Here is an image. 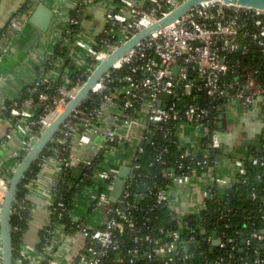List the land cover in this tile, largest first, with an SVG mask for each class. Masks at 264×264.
Instances as JSON below:
<instances>
[{"label":"built area","instance_id":"2783aa9c","mask_svg":"<svg viewBox=\"0 0 264 264\" xmlns=\"http://www.w3.org/2000/svg\"><path fill=\"white\" fill-rule=\"evenodd\" d=\"M97 1L79 0L75 7L77 15H80L86 6ZM184 1L146 0L142 5H135L131 0H121L118 8L107 13V23L113 27H106L103 31L112 36L117 34L113 42L106 43L102 37L98 43L92 45L77 38L73 47H82L87 53V59L75 84L65 81L57 87L56 94H52L46 91L50 85H46L45 90L41 91L42 80L49 81L48 78H41L28 88L29 94L24 99H17L9 105L8 108L15 117L14 127L21 134L23 146L15 154L11 166L3 169H11V174L13 173L22 157L84 85L86 80L82 82V79L85 75L88 78L115 49L137 32L159 21ZM15 20L16 17L11 21L12 28ZM68 22L66 30L71 24L78 23V20L70 17ZM246 38L253 43H245ZM252 45L258 47L260 57L264 59V9L213 0L195 5L179 19L153 32L127 51L94 85L87 97L97 95L98 105H83L86 98L70 115L48 145L50 153L42 156L38 176L26 184L29 189H33L50 165L55 166L58 176L80 168L82 174L77 180H82L84 175H89L85 170L92 167V160L67 153L74 142L80 145L96 144L99 151L105 152L108 160L106 165H110L96 169L92 176L93 181L86 189L89 190V209L103 213L105 218L96 225H91L84 217H74L71 211L70 228L62 221L51 222L46 228L47 235L43 245L38 247L24 241L13 264H119L120 258L112 260L110 256L129 246L128 240L123 236L131 232L130 229L133 230L137 224L132 215L137 203L131 200L133 194L127 189L133 176L132 165L123 195L116 202L110 199L122 166L117 165L120 164L123 153L121 147L115 146L114 143L140 142L146 139L152 131L150 124L163 129L165 137H169L173 126L177 128L178 135L184 127H191L195 135L198 134L201 138L209 137L211 147L221 148L222 143L217 133H211V124L219 118L213 115L208 106L195 103L197 97L193 96L191 103L184 98L191 96L195 91H203L206 97L212 100L234 101L245 110L259 104L264 110V82L258 68L250 69L244 79H225L228 74L237 73V69L241 67L240 60L233 61L231 58L236 52L246 54ZM55 65L59 66V63ZM177 66H180L178 70ZM123 69L127 70L124 75L119 78L114 75L116 71ZM116 81L121 83L120 88H113L112 84ZM162 93L170 94L171 98H161ZM43 101L46 103L44 114L37 117L36 113ZM51 117L54 119L50 122ZM94 135H101L103 140L95 142ZM199 150L200 148L187 147L184 156L195 157ZM234 162L238 173L246 175L244 159L236 158ZM200 163L201 161L198 162ZM214 163H217V158ZM259 163L258 159H254V164ZM261 164L264 165V162ZM188 169L189 174L165 169L164 176L169 178L168 187L156 191L150 189L149 192L154 194L158 203L169 207L179 216L182 214L174 207L171 188L202 179L196 168L188 166ZM10 177L8 178L4 171L0 173V208L1 197L7 191ZM232 183L230 179L212 174L204 192L205 197L211 195L212 187L227 189ZM74 184L79 185L78 182ZM86 189L83 192L87 191ZM53 204L54 199L49 206ZM205 204L204 202L201 209L205 208ZM67 211V205L61 201L52 213L58 219H63ZM177 225L176 229L161 228L160 232L165 234L164 238L139 233L132 240L137 244L141 241L152 242L150 249L145 251L147 258L155 263L160 261L170 264L177 260L182 242L181 228L186 223L178 217ZM258 238L264 239V233L259 234ZM78 239L85 242L77 249ZM219 240L224 246L225 242ZM129 251L138 253L139 248L135 247Z\"/></svg>","mask_w":264,"mask_h":264},{"label":"trees","instance_id":"16d2710c","mask_svg":"<svg viewBox=\"0 0 264 264\" xmlns=\"http://www.w3.org/2000/svg\"><path fill=\"white\" fill-rule=\"evenodd\" d=\"M31 3V0L28 1L21 8L20 13L27 12L31 8ZM84 12L85 8L80 15H77L75 10L71 13V18L78 20V23L71 24L69 29L64 32L63 38L59 41L56 49L49 54L45 64V68H51L56 60L62 59L64 64L73 69L72 84L76 83L80 72L76 69L77 66L69 52L73 43L80 36V20ZM106 27L111 29L113 26L106 21ZM102 37L105 38L106 43H111L117 38V34L112 36V34L101 32L96 36L94 43H98ZM245 43L253 42L246 38ZM231 59L233 61L240 60L241 67L237 69V73L228 74L225 78L227 81L238 77L244 79L250 69L258 68L260 77L264 82V59L260 57L256 45H252L246 54L236 52ZM126 72L127 70L123 69L116 71L114 75L119 78ZM85 80H87L86 75L82 82ZM63 82L60 77L55 81L49 79L45 82L42 80L41 91L45 90L46 85H50L46 91L56 94L57 87ZM112 86L113 88H120L122 85L116 81ZM28 88L21 91L19 101L29 94ZM193 96L197 97L195 103L208 106L213 115L218 118L227 101L225 99L212 100L206 97L203 91H195L184 100L191 103ZM98 103L97 95L92 94L83 102V105L92 107ZM45 105L44 101L40 103V108L36 113L37 117L44 114ZM218 121L211 124V133H216ZM13 124L15 126V120H13ZM149 126L152 127V131L148 133L146 139L140 142L114 143L115 146H120L123 152L122 161L117 166L120 167L126 163L133 166V176L128 182L127 189L133 194L131 200L137 203V208L132 211L137 224L133 230L130 229L131 232L123 236L124 239L128 240L129 246L119 252L112 253L111 259L120 258L119 264H164L160 261L157 263L150 261L145 255V251L153 245L152 242L141 241L137 244L132 239L139 233L151 234L155 238H164L165 234L161 233L160 229L178 228L177 221L180 217L186 225L181 228L182 242L177 260L170 264H264V239L258 238L259 234L264 233V165L261 164L264 162V144L260 149L250 148L249 155L243 158L247 169L246 175L238 173L232 185L227 189L218 186L212 187L211 195L205 197V208L200 209V212L179 216L169 207L158 203L154 194L149 193L151 192L150 189L156 191L168 187L169 178L164 176L165 169H175L180 173L189 174V166L196 168L203 177L215 165L214 160L217 156L222 155L223 152L221 148L211 147L209 137L204 136L202 137L203 144L197 155L195 157L184 156L187 146L182 144L175 126H173L169 137L164 136L163 129L150 124ZM48 153L50 152L47 148L23 178L13 203L11 231L14 258L20 252V247L25 241L32 219L33 204L27 197L29 188L26 184L38 176L41 170L42 156ZM73 154H76L75 142L72 143V148L67 153V155ZM89 159L92 160V167L85 170L89 175H84L82 180L73 177V170L58 176L53 190L54 204L49 206L50 219L42 230L41 243L37 245L38 247L43 245L47 235L46 228L51 222L62 221L67 223L69 228L72 226L70 212L74 208L75 197L82 193L88 184H91L96 169L106 168L110 165H106L108 160H106L105 152L99 150ZM254 159H258L260 163L254 164ZM200 161L201 163L198 164ZM134 165H138V167H134ZM11 175L10 173L7 177L9 178ZM75 182H78L79 185L75 186ZM61 201L67 205L69 211L65 213L63 219H58L52 211ZM213 232L216 233L217 239L225 242L224 246L213 244ZM135 247L139 248L138 253L129 251Z\"/></svg>","mask_w":264,"mask_h":264},{"label":"crops","instance_id":"0c3cea01","mask_svg":"<svg viewBox=\"0 0 264 264\" xmlns=\"http://www.w3.org/2000/svg\"><path fill=\"white\" fill-rule=\"evenodd\" d=\"M30 0H0V173L10 175L15 154L21 150L23 141L21 134L16 131L9 105L20 98L24 88L32 86L39 78L73 82V69L64 64L62 59L56 60L51 68H45L47 58L63 38L69 24L71 13L79 0H31V8L20 13ZM135 5H142L146 0H131ZM35 2H46L54 11V17L47 32L39 30L32 24L26 23ZM121 0H98L86 6L80 20L81 33L78 39L85 43L95 44L96 36L103 32L107 21V13L118 8ZM16 17L15 25L11 27L12 19ZM76 69L81 72L87 59L86 51L80 46L71 48ZM55 63H59L56 66ZM80 74V73H78ZM224 122L217 128V135L222 143V155L217 156V163L212 166L202 179L191 183L175 185L171 188L174 207L180 214L198 213L205 202V189L211 175L222 176L234 181L238 176L236 158L249 155L250 148L260 149L264 141V110L257 104L250 110H245L234 101H226L222 108ZM191 127H184L179 137L184 146L200 148L203 140L192 132ZM197 129V128H196ZM95 142H101V135L93 136ZM260 144V148L255 146ZM76 154L85 158L92 157L97 151L96 144L80 145L75 142ZM203 150V149H202ZM122 161V159H121ZM129 165V164H123ZM58 173L54 165H50L41 180L29 189V200L33 204L32 219L26 233L25 242L37 246L41 243L43 228L50 219L49 204L53 201L54 188ZM77 196L72 208L74 217H84L91 225H96L105 218L103 213L92 211L88 205L89 190ZM85 241L78 239L77 249Z\"/></svg>","mask_w":264,"mask_h":264},{"label":"water","instance_id":"95a60500","mask_svg":"<svg viewBox=\"0 0 264 264\" xmlns=\"http://www.w3.org/2000/svg\"><path fill=\"white\" fill-rule=\"evenodd\" d=\"M206 1L213 0H185L179 7L162 17L159 21L153 23L149 27L142 29L132 36L123 45L115 49L107 58H105L90 74L84 85L76 93V95L70 100L64 111L57 115V117L50 123V125L44 130L40 137L33 144L31 149L22 157L21 161L14 169L0 208V235L2 241V263L1 264H13L14 259V247L11 231V219L12 208L15 196L19 189V186L31 169L33 164L40 158V156L47 149L52 139L55 137L63 123L72 115V113L81 105V103L89 96L94 85L107 73L113 65L130 49L134 48L137 43L142 41L153 32L160 30L182 15L187 13L192 7L197 4ZM227 4L238 5L250 8L264 9V0H221ZM54 17V11L52 7L46 2H35L32 6L31 12L27 17L26 23L32 24L43 32H47L50 28ZM180 66H177V70ZM177 73V71H176ZM161 98L170 99L171 95L162 93ZM220 125L224 122V115L220 116ZM256 147L260 148V144L255 143ZM82 174V169L76 168L73 170V177L79 179ZM131 174L130 165H122L120 167L118 177L115 180L113 190L111 191L110 199L116 202L124 193L125 187L128 182V178ZM213 244L219 245L220 240L216 238V233L213 232Z\"/></svg>","mask_w":264,"mask_h":264},{"label":"bare ground","instance_id":"6f19581e","mask_svg":"<svg viewBox=\"0 0 264 264\" xmlns=\"http://www.w3.org/2000/svg\"><path fill=\"white\" fill-rule=\"evenodd\" d=\"M64 111V110H63ZM62 110L59 112V114L61 113V112H63ZM58 114V113H57ZM54 119V117H51L50 118V122L52 121ZM6 194V193H5ZM4 197H5V195H3L2 197H1V199H2V201H3V199H4ZM16 197V196H15ZM27 197L29 198V192H28V194H27ZM15 200V199H14ZM14 203V202H13ZM12 212H13V208H12ZM13 263H14V259H13Z\"/></svg>","mask_w":264,"mask_h":264}]
</instances>
